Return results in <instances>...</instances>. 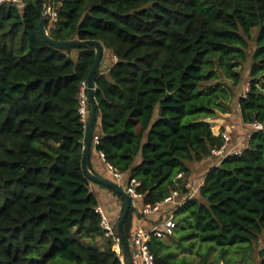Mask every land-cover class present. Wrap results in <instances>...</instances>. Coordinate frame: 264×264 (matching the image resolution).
Wrapping results in <instances>:
<instances>
[{"label":"trees","instance_id":"16d2710c","mask_svg":"<svg viewBox=\"0 0 264 264\" xmlns=\"http://www.w3.org/2000/svg\"><path fill=\"white\" fill-rule=\"evenodd\" d=\"M46 1L0 2V264H123L124 199L109 189L123 208L106 237L83 170L80 88L95 49L48 44ZM51 11L53 38L96 40L116 59L96 76L91 156L137 179L146 205L176 190L184 201L169 241L150 243L155 264H264V133L218 164L225 140L207 122L235 99L244 124H264V0H51ZM206 158L216 164L192 195L191 164Z\"/></svg>","mask_w":264,"mask_h":264},{"label":"built area","instance_id":"2783aa9c","mask_svg":"<svg viewBox=\"0 0 264 264\" xmlns=\"http://www.w3.org/2000/svg\"><path fill=\"white\" fill-rule=\"evenodd\" d=\"M17 0H0V2H16ZM87 83L83 82L80 88V98H81V114L84 121L86 120L89 110L87 111ZM246 93L244 94V96ZM252 131H261L264 133V124L261 122H253L248 124ZM225 142L224 144L212 150V158H214L217 163L230 154H241L248 146V142L251 136L249 132L242 140L234 144L232 142L231 136L228 132H220ZM98 142V137L95 138V143ZM109 169L112 172L114 179L120 184L123 179L126 178L125 184L122 186L126 192L132 197L133 207H135L138 212L144 216H150L153 213L161 212L164 206H175L174 210L163 213V218L159 220L155 226L149 230H146L142 226H138L131 238L130 242V253L133 264H155V258L150 250V243L153 237H158L160 239H167L169 236H172L175 233L177 228V222L175 220V211L177 208L183 205L184 201L180 198V192L174 191L169 197L165 199L162 203H157L155 205L144 204L143 196L138 191L140 182L134 178H128L124 173L119 172L109 165ZM179 178L182 177V174L178 175ZM187 187H191L188 182ZM195 194L194 192L192 195ZM99 210V209H98ZM99 212L102 215L101 226L104 230V235L106 237L114 236V225L112 226L107 217L103 214L101 210ZM124 264V262H123Z\"/></svg>","mask_w":264,"mask_h":264},{"label":"water","instance_id":"95a60500","mask_svg":"<svg viewBox=\"0 0 264 264\" xmlns=\"http://www.w3.org/2000/svg\"><path fill=\"white\" fill-rule=\"evenodd\" d=\"M52 12H51V0L46 1L45 6V13L44 17L40 23V32L43 36L44 40L50 44L51 46L58 48V49H75V48H82L91 46L95 49V60L90 75L87 81V98L89 102V113H88V121L86 126L85 132V140H84V157H83V170L87 178L97 183L105 188L112 189L117 194L121 195L124 199L125 206L123 209L122 216L117 223V234L119 241L122 246L123 250V262L124 264H133L130 247L125 237L124 226L128 219L129 214L131 213L133 207V200L132 197L126 192V190L117 182L112 181L110 179L104 178L95 172L92 171L90 168V159H91V150L93 146V138L94 132L96 129V124L98 121V103L95 97V80L97 73L101 67L103 62L105 48L104 45L96 40H57L53 38L48 31V23L52 19ZM207 122H210L207 119Z\"/></svg>","mask_w":264,"mask_h":264},{"label":"crops","instance_id":"0c3cea01","mask_svg":"<svg viewBox=\"0 0 264 264\" xmlns=\"http://www.w3.org/2000/svg\"><path fill=\"white\" fill-rule=\"evenodd\" d=\"M239 118L242 122L241 117ZM210 124L212 126L214 134L216 135L223 131L228 132L234 144H236L246 136H240L241 131L239 130L240 128L238 126L235 125L234 127L224 125V122L221 118L216 117L212 121L210 120ZM140 159L141 158L139 157L138 162L140 161ZM215 164L216 162L211 158H206L201 162L191 164L192 170L190 174L189 183L191 185L190 188L193 190L194 193H196L199 186L203 184L206 172L209 170L210 167L214 166ZM91 165L92 171L96 174L110 180H115L112 175V172L109 169L108 164L104 160L103 155L99 152L95 151L92 154ZM125 182L126 178L120 182V185L123 186ZM90 187L92 191H94L97 195V199L99 202L98 209L103 212V214L107 217L109 223L113 226L116 223L120 213L121 200L118 198V196L114 195L113 192L109 191L108 189L104 188L103 186L97 183L91 182ZM163 213L164 209L161 212L153 213L150 216H143L142 214L140 215V213L137 211L133 220L135 229L138 226H142L146 230L153 228L155 224H157L159 220L164 217ZM97 241L99 243H103L104 239L102 237H99ZM114 248H118V253L121 251L120 245H115Z\"/></svg>","mask_w":264,"mask_h":264},{"label":"rangeland","instance_id":"374dc122","mask_svg":"<svg viewBox=\"0 0 264 264\" xmlns=\"http://www.w3.org/2000/svg\"><path fill=\"white\" fill-rule=\"evenodd\" d=\"M52 15H54V14L52 13ZM52 18H53V16H52ZM75 54H76L75 51L70 53L71 56H74ZM115 60L116 59L114 58L112 52L110 50L106 49L105 50V54H104V58H103V65L101 67V70H107V68L110 67L115 62ZM76 61H77V59H76ZM247 68L248 67L245 65L243 67V69H242V71H243L242 75H243L244 80L240 84L241 86L238 89V95L239 94H243L244 95L249 89V81L250 80H249ZM230 106H231V110L228 113L222 114V113L218 112L216 117L217 118H221L223 120V122H224V125L234 126V127H235V125L238 126L240 128L239 130L241 131L240 136L247 135L250 132L251 128L248 125H245L244 123H242L240 121V118H239L240 117L239 106H238L237 102L235 101V99L232 100V102L230 103ZM106 189H108V188H106ZM122 208H123V204H122V201H121V209H120V213H119L117 221L119 220V218L121 216L120 214H121ZM166 241H169V239H167ZM114 249L118 252V248H114ZM203 250H205V248H203ZM119 251H120V249H119ZM119 254L122 255L121 258L123 259L122 250L119 252ZM181 255H183V253L180 252L179 256H181ZM214 255H216V252H214L213 256ZM221 264H223V263H221Z\"/></svg>","mask_w":264,"mask_h":264}]
</instances>
